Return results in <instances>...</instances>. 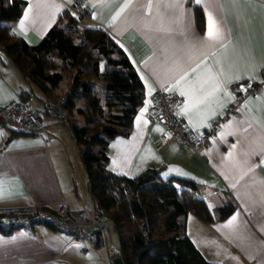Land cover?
I'll return each instance as SVG.
<instances>
[{"label": "crops", "instance_id": "0c3cea01", "mask_svg": "<svg viewBox=\"0 0 264 264\" xmlns=\"http://www.w3.org/2000/svg\"><path fill=\"white\" fill-rule=\"evenodd\" d=\"M24 1L12 31L28 43H36L69 10L78 15L79 27L104 29L138 73L143 102L129 134L108 141L107 170L134 176L156 168L162 179L193 180L201 184L213 215L224 202L232 201V212L222 219L204 221L189 212L186 235L208 261L264 264V88L241 100L220 122L210 143L198 151L185 148L172 135L164 137L165 126L147 115L157 90L176 93L183 127L197 133L235 103L233 84L241 90L261 81L264 0H82L81 15L71 7V0ZM196 9L202 15L201 26ZM210 16L222 35L218 41L208 39ZM66 86L65 77L44 93L25 81L9 61H0V105L18 99L19 91L27 89L30 106L42 109ZM48 116L42 121L41 115L42 126L36 133L10 138L9 129L0 122V211L64 205L92 214L93 201L91 205L83 201L64 180L67 162L64 155L57 158L64 150L44 135ZM104 224L94 249L42 223L0 232V264H86L93 261L92 250L104 247ZM156 228L163 230L161 224ZM114 245L102 249V264H112L119 256V246Z\"/></svg>", "mask_w": 264, "mask_h": 264}, {"label": "trees", "instance_id": "16d2710c", "mask_svg": "<svg viewBox=\"0 0 264 264\" xmlns=\"http://www.w3.org/2000/svg\"><path fill=\"white\" fill-rule=\"evenodd\" d=\"M24 6V0H0V61H9L25 81L44 93L53 91L66 77V88L53 96V100L61 99L66 112L46 114L69 128L85 169L93 214L105 211V219L117 233L123 264H221L204 258L186 235L185 220L189 212L204 221L225 218L234 208L232 201L224 202L213 215L201 184L193 180L177 176L162 179L156 168L134 176L106 168L108 141L129 134L144 98L143 84L126 53L104 29L79 27L78 15L69 10L36 43H28L12 31ZM195 15L201 26L198 9ZM96 79L103 81L102 95L94 86ZM27 93V89L19 91L18 99L29 98ZM79 99L83 100L81 105H77ZM72 112L82 116L81 124L71 122ZM0 122L9 129V138L33 134ZM26 212L0 211V222ZM159 224L163 230L156 235L154 228ZM12 229L0 226L2 233Z\"/></svg>", "mask_w": 264, "mask_h": 264}, {"label": "built area", "instance_id": "2783aa9c", "mask_svg": "<svg viewBox=\"0 0 264 264\" xmlns=\"http://www.w3.org/2000/svg\"><path fill=\"white\" fill-rule=\"evenodd\" d=\"M73 9L81 15L82 0H71ZM236 93L235 103L226 108L223 115L212 119L207 127L197 133L186 130L179 118L177 107L180 97L173 92L157 90L155 103L147 111V115L160 121L165 126L164 137H176L187 149L198 151L206 147L225 116L236 109V105L245 97L259 93L264 88V71L261 81L248 83L243 89L237 90L236 84L232 85ZM61 99L51 100L43 105L42 110L54 116L63 115L66 111L61 106ZM37 109L30 106L29 98L16 99L0 105V120L16 129L36 133L42 126L41 116ZM105 219V211L100 209L96 214L79 213L69 210L64 205H58L54 211L30 208L22 215L5 217L1 222L2 227H30L34 223H42L53 229L70 233L81 243L90 247L99 245L98 235L101 233Z\"/></svg>", "mask_w": 264, "mask_h": 264}, {"label": "rangeland", "instance_id": "374dc122", "mask_svg": "<svg viewBox=\"0 0 264 264\" xmlns=\"http://www.w3.org/2000/svg\"><path fill=\"white\" fill-rule=\"evenodd\" d=\"M102 82L103 81L101 79L95 80L94 86L96 87L99 94L101 93L100 86L102 85ZM32 95L33 94H31V99H33L32 101H34V96ZM77 105H81V102L79 100L77 101ZM37 110L40 113L39 115L40 116L42 115V121L45 120L47 114L42 109H37ZM69 118L71 119L72 123H75L77 125L81 124L83 120L82 116L77 114L76 112L70 113ZM44 129H45L44 135L47 136V138L49 139L48 141L49 142L52 141L50 142L51 144L58 143L57 145H60V147L64 150V153L61 152V156L57 157L58 159L61 160V158L63 159V155H64L65 162H67L68 168L66 169V175L64 177V180L67 183H69L71 187H75L74 188L75 190L77 189V192L80 193V196L82 197L83 201L85 202L88 201V204L91 205L92 200L86 185L84 166L80 159L77 144L73 136L71 135L69 128L66 126L64 121L58 118H54L53 116H48V122L47 124L44 125ZM74 194L76 196V193ZM56 207L57 206L50 209L49 211H54ZM69 210H73V209L69 207ZM104 221H105L104 230L106 234L104 247L98 249L97 251L92 250V252H90L92 255L90 256V258L93 261H88L86 264H102L103 263L102 249L112 244L113 245L115 244L114 246H116V248H118L119 246L117 233L113 230V228H111V221L107 218ZM156 229H155L156 235L160 234L161 231L158 232ZM77 241L81 243L79 240ZM87 247L94 249L93 247H90L88 245ZM116 251L118 252V249ZM104 264L106 263L104 262Z\"/></svg>", "mask_w": 264, "mask_h": 264}, {"label": "snow or ice", "instance_id": "6c2138e0", "mask_svg": "<svg viewBox=\"0 0 264 264\" xmlns=\"http://www.w3.org/2000/svg\"><path fill=\"white\" fill-rule=\"evenodd\" d=\"M197 3L200 2V0H196ZM25 18H27V14H25ZM24 24V20L20 21V25L23 26ZM208 39L212 40V41H218L220 39H222V35L219 31V29L215 28V23L212 20L211 16L209 17V28H208ZM181 79H183V77H181ZM181 96H184L185 93L183 91L180 92ZM233 220L236 219V217L232 218ZM229 223L231 224V221H229Z\"/></svg>", "mask_w": 264, "mask_h": 264}, {"label": "water", "instance_id": "95a60500", "mask_svg": "<svg viewBox=\"0 0 264 264\" xmlns=\"http://www.w3.org/2000/svg\"><path fill=\"white\" fill-rule=\"evenodd\" d=\"M112 264H123L121 257H114L112 260Z\"/></svg>", "mask_w": 264, "mask_h": 264}]
</instances>
